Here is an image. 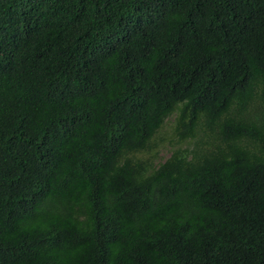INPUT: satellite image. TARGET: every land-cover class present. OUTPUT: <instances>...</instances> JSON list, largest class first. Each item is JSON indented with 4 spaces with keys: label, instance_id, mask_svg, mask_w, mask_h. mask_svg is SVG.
Listing matches in <instances>:
<instances>
[{
    "label": "trees",
    "instance_id": "obj_1",
    "mask_svg": "<svg viewBox=\"0 0 264 264\" xmlns=\"http://www.w3.org/2000/svg\"><path fill=\"white\" fill-rule=\"evenodd\" d=\"M0 264H264V0H0Z\"/></svg>",
    "mask_w": 264,
    "mask_h": 264
},
{
    "label": "rangeland",
    "instance_id": "obj_2",
    "mask_svg": "<svg viewBox=\"0 0 264 264\" xmlns=\"http://www.w3.org/2000/svg\"><path fill=\"white\" fill-rule=\"evenodd\" d=\"M174 120V115L169 117L163 127L155 135L154 141L157 143V146L153 147L152 154L157 163L166 160L175 147L186 146L190 143L188 141L182 143L179 141V137L174 131ZM147 154L148 153H146V155Z\"/></svg>",
    "mask_w": 264,
    "mask_h": 264
}]
</instances>
